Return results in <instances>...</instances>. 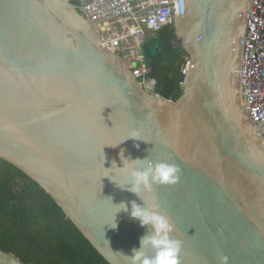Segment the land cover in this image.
Instances as JSON below:
<instances>
[{
  "label": "water",
  "instance_id": "95a60500",
  "mask_svg": "<svg viewBox=\"0 0 264 264\" xmlns=\"http://www.w3.org/2000/svg\"><path fill=\"white\" fill-rule=\"evenodd\" d=\"M76 1L0 0V159L42 188L108 264H130L124 255L146 231L129 212L115 215L122 201L129 211L133 201L159 206L181 264H264V137L239 102L252 0H174L169 23L189 57L174 103L141 88L83 17L86 0ZM160 46L145 43L148 60ZM121 150L177 165L179 181L141 191L143 201L119 189L127 171L111 166L123 167ZM0 264L24 263L0 250Z\"/></svg>",
  "mask_w": 264,
  "mask_h": 264
},
{
  "label": "trees",
  "instance_id": "16d2710c",
  "mask_svg": "<svg viewBox=\"0 0 264 264\" xmlns=\"http://www.w3.org/2000/svg\"><path fill=\"white\" fill-rule=\"evenodd\" d=\"M157 37L161 46L148 60L147 76L155 82L154 93L174 103L183 94L186 52L174 47L173 25ZM0 250L24 264H108L42 188L2 159Z\"/></svg>",
  "mask_w": 264,
  "mask_h": 264
},
{
  "label": "built area",
  "instance_id": "2783aa9c",
  "mask_svg": "<svg viewBox=\"0 0 264 264\" xmlns=\"http://www.w3.org/2000/svg\"><path fill=\"white\" fill-rule=\"evenodd\" d=\"M72 1V0H68ZM82 15L97 29L100 44L118 55L141 88L154 93L155 82L148 78V59L143 46L174 17V0H86ZM174 47L182 48L181 40ZM182 69L186 76L189 57ZM239 102L264 137V0H252L242 37Z\"/></svg>",
  "mask_w": 264,
  "mask_h": 264
},
{
  "label": "clouds",
  "instance_id": "9594fccd",
  "mask_svg": "<svg viewBox=\"0 0 264 264\" xmlns=\"http://www.w3.org/2000/svg\"><path fill=\"white\" fill-rule=\"evenodd\" d=\"M128 139L140 140L136 133H133ZM119 158L123 167L118 168L113 162L111 168L126 170L128 183L126 186L115 183L116 186L137 195L140 199L141 191H151L154 186L175 185L179 181L181 170L173 163L153 164L147 157L144 159L125 158L123 150L119 153ZM138 163L143 164L142 170L137 167ZM108 199L111 201V198ZM143 202V206L137 205L134 201L130 202V211L128 204L123 201L113 205L118 209L115 215L121 211L129 212L130 218L138 221L140 227L146 229L145 234L140 237L139 248H133L130 256H124L130 264H181V243L172 237L174 225L171 220L160 211L158 205L149 206L145 201ZM110 227L113 229L117 227L114 218Z\"/></svg>",
  "mask_w": 264,
  "mask_h": 264
}]
</instances>
